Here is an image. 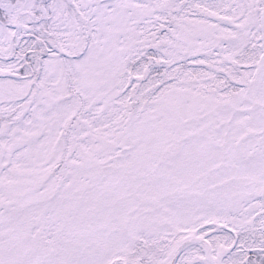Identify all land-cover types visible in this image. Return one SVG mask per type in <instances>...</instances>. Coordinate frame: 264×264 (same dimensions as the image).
Returning <instances> with one entry per match:
<instances>
[{"label":"snow or ice","instance_id":"1","mask_svg":"<svg viewBox=\"0 0 264 264\" xmlns=\"http://www.w3.org/2000/svg\"><path fill=\"white\" fill-rule=\"evenodd\" d=\"M0 264H264V0H0Z\"/></svg>","mask_w":264,"mask_h":264}]
</instances>
